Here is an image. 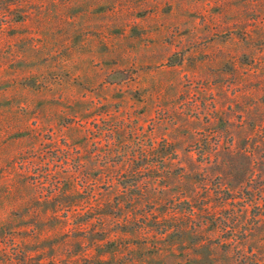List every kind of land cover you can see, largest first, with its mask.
Returning <instances> with one entry per match:
<instances>
[{"label":"rangeland","instance_id":"obj_1","mask_svg":"<svg viewBox=\"0 0 264 264\" xmlns=\"http://www.w3.org/2000/svg\"><path fill=\"white\" fill-rule=\"evenodd\" d=\"M0 264H264V0H0Z\"/></svg>","mask_w":264,"mask_h":264}]
</instances>
